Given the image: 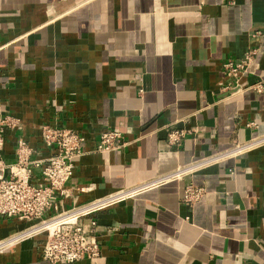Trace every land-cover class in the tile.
Returning <instances> with one entry per match:
<instances>
[{"label":"crops","instance_id":"obj_1","mask_svg":"<svg viewBox=\"0 0 264 264\" xmlns=\"http://www.w3.org/2000/svg\"><path fill=\"white\" fill-rule=\"evenodd\" d=\"M248 48L256 52L239 88L224 89L223 62ZM0 113L19 121L3 134L5 164L18 135L32 159L49 156L42 124L83 137L57 210L248 142L264 134V0H0ZM169 129L185 131L178 145ZM103 130L119 131L123 146L96 150ZM31 172L38 184L40 166ZM186 183L202 188L191 204L180 198ZM95 221L98 255L68 264H264V144ZM31 223L0 216V239ZM44 241L37 233L6 246L0 264H46Z\"/></svg>","mask_w":264,"mask_h":264},{"label":"built area","instance_id":"obj_2","mask_svg":"<svg viewBox=\"0 0 264 264\" xmlns=\"http://www.w3.org/2000/svg\"><path fill=\"white\" fill-rule=\"evenodd\" d=\"M255 52V48H248L239 60L228 58L223 62V72L230 78L229 84L224 89L239 88L238 81L246 72ZM250 87L257 92L261 90L260 82ZM18 126L17 118L7 113H0V149L4 132L14 130ZM39 135L42 145L51 150L44 160L31 158L32 149L21 135L15 139L13 160L7 164L0 160V172L4 170L7 172L6 176L0 179V216L33 221L28 226L0 239V250L23 238L44 233L42 257L46 264H68L83 257L98 255L95 213L99 210L168 180L181 179L188 172L226 156L264 144V134H262L248 142L236 143L228 149L193 160L167 174L130 187L118 188L80 205L57 210V200L66 195L64 183L71 176L75 158L81 154L83 137L72 129L47 124L39 126ZM184 135V130L169 129L166 133V141L178 145ZM123 144L119 131L103 130L99 133L96 150L104 152L119 148ZM38 166H40V182L35 184L31 182V170ZM201 193V187L186 183L182 187L180 198L184 203L191 204ZM84 219L86 222L83 221Z\"/></svg>","mask_w":264,"mask_h":264},{"label":"bare ground","instance_id":"obj_3","mask_svg":"<svg viewBox=\"0 0 264 264\" xmlns=\"http://www.w3.org/2000/svg\"><path fill=\"white\" fill-rule=\"evenodd\" d=\"M47 225V224H46Z\"/></svg>","mask_w":264,"mask_h":264}]
</instances>
